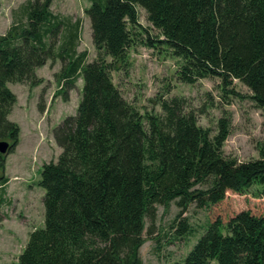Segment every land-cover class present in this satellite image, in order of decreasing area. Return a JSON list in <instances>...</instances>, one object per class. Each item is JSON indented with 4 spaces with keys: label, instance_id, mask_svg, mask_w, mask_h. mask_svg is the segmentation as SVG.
I'll return each instance as SVG.
<instances>
[{
    "label": "trees",
    "instance_id": "obj_1",
    "mask_svg": "<svg viewBox=\"0 0 264 264\" xmlns=\"http://www.w3.org/2000/svg\"><path fill=\"white\" fill-rule=\"evenodd\" d=\"M52 2L27 1L0 34V139L11 141L9 153L20 135L9 120L17 102L9 83L38 86L37 70L57 60L66 62L58 75L66 87L84 81L77 114L55 130L62 153L41 173L45 226L30 234L19 264H144L145 220L156 219L158 206L174 202L180 220L190 205L207 209L229 192L259 186L264 194V142L261 158L240 163L224 153L225 119L212 136L178 97L161 99V114L142 115L112 77L134 45L140 6L160 33L147 43L180 58L183 83L239 80L264 110V0H89L93 62L78 52L79 22L54 14ZM178 226V235L193 232L185 220ZM207 227L184 264H264V215L243 210Z\"/></svg>",
    "mask_w": 264,
    "mask_h": 264
},
{
    "label": "rangeland",
    "instance_id": "obj_2",
    "mask_svg": "<svg viewBox=\"0 0 264 264\" xmlns=\"http://www.w3.org/2000/svg\"><path fill=\"white\" fill-rule=\"evenodd\" d=\"M27 1L1 0V35L8 31L15 17L21 18L20 7ZM89 6V0H53L51 11L79 22L78 52H87V62H93L98 51L91 21L85 12ZM137 11L139 25L135 28L128 60L112 72L123 98L142 115L161 114L163 98H183L186 111L193 112L198 124L208 128L212 136L218 133L221 119L230 124V135L224 145L227 157L240 163L261 158L258 145L264 142V110L252 100L253 92L239 80L225 86L218 77L201 79L195 84L183 83L177 73L180 58L165 45L147 43L148 37L159 40L160 33L148 21L143 8L138 6ZM65 64L61 60L49 61L39 68L37 75L42 83L38 86L7 85L17 97L9 120L19 126L20 135L14 150L4 156V168L0 167V176L6 179V182L0 180V264H19L30 234L45 226L41 173L45 164L57 162L62 153L55 140V130L67 117L77 114L84 86L81 78L73 88L66 87L64 80L59 81L58 75ZM258 191L261 192V187L254 186L243 195L229 192L224 201L207 209L192 204L180 220H177L179 208L174 202L168 208L158 206L156 219L145 220V244L140 249L142 261L144 264H184L207 226L215 220L220 219L225 225L243 210L264 215V194ZM183 220L193 232L181 236L176 230Z\"/></svg>",
    "mask_w": 264,
    "mask_h": 264
},
{
    "label": "water",
    "instance_id": "obj_3",
    "mask_svg": "<svg viewBox=\"0 0 264 264\" xmlns=\"http://www.w3.org/2000/svg\"><path fill=\"white\" fill-rule=\"evenodd\" d=\"M10 152V143L7 141H0V155H7ZM1 175V171H0Z\"/></svg>",
    "mask_w": 264,
    "mask_h": 264
}]
</instances>
